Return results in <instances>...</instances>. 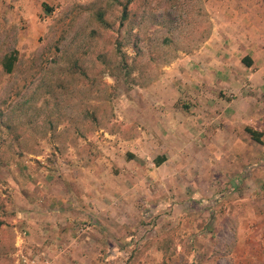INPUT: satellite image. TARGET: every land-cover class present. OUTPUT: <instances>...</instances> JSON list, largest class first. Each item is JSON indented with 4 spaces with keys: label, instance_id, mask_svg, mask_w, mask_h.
Listing matches in <instances>:
<instances>
[{
    "label": "rangeland",
    "instance_id": "obj_1",
    "mask_svg": "<svg viewBox=\"0 0 264 264\" xmlns=\"http://www.w3.org/2000/svg\"><path fill=\"white\" fill-rule=\"evenodd\" d=\"M213 8L209 0H0V264H233L244 231L264 263V192L234 181L237 190L226 193L219 181L186 196L178 187L150 189L155 184L140 172L153 169L151 155L135 160L132 143L121 141L134 139L147 105L194 106L186 79L202 70L195 56L212 34ZM12 53L6 74L1 63ZM208 145L190 146L184 162L200 182L232 171L215 157L228 146ZM247 148L246 165L264 177V137ZM88 167L121 174L139 217L125 210L132 217L125 228L90 256L37 255L32 249L69 241L31 238L22 215L27 195L52 209L62 187L79 191Z\"/></svg>",
    "mask_w": 264,
    "mask_h": 264
},
{
    "label": "crops",
    "instance_id": "obj_2",
    "mask_svg": "<svg viewBox=\"0 0 264 264\" xmlns=\"http://www.w3.org/2000/svg\"><path fill=\"white\" fill-rule=\"evenodd\" d=\"M14 1L18 5L25 2ZM209 1L214 7L212 34L204 42L200 55L195 56L198 68L202 70L196 71L195 77L186 79L190 84L186 86L187 99L194 106L147 105L140 110L141 122L134 139L121 141L127 145L132 143L133 150L127 149L135 160L141 161L151 155L153 169L140 172L155 184L149 185L150 189L162 186L168 193L172 187H178L186 196L191 191L201 192L198 187H204L203 184L207 186L211 181H219V187L224 188L225 193L236 191L235 186L241 183L240 190H254L258 194L264 192V177L257 176L256 164L246 165L250 159L247 147L254 141L245 128L259 132L264 128V0ZM206 144L209 147L205 151L218 149L221 145V150L225 151L228 146V153H222V156L219 153L215 157L224 162L226 170L231 168L232 171L227 170L214 178L206 174L200 182L197 175L185 172L184 162L190 146ZM208 156L212 159L211 153ZM159 159L163 162L155 164ZM85 171V181L77 184L79 191L62 187V195L55 198L57 204H52V209L47 205L32 204L34 195H27L22 215L33 232L31 238L36 241L54 238L65 244L69 241V247L58 250L32 249L37 255L51 258L56 257L55 254L90 256L97 251L96 246L107 248L101 240L108 239L113 230L125 228L126 220L132 218L124 214L125 210L139 217L138 207L125 197L128 192L121 186V174L90 167ZM187 185L197 189L190 190ZM126 199L128 205L120 206ZM181 202L179 205L183 207L186 201ZM202 209L207 214L210 208L202 205ZM49 215L56 220L53 224L46 220ZM236 237L243 247L241 254L234 256L233 260L237 262L233 264H253L254 261L259 264L256 260L259 252L251 248L254 235L244 231ZM262 242L264 244V240ZM261 255L264 259V251Z\"/></svg>",
    "mask_w": 264,
    "mask_h": 264
},
{
    "label": "trees",
    "instance_id": "obj_3",
    "mask_svg": "<svg viewBox=\"0 0 264 264\" xmlns=\"http://www.w3.org/2000/svg\"><path fill=\"white\" fill-rule=\"evenodd\" d=\"M16 62V56L15 53L6 55L3 60H2V68H3V72L6 74H10L13 71L14 68V64ZM245 132L249 135V137L256 143H260L262 137L264 136L263 132H259L256 130H253L252 128H245ZM163 160L159 159L155 162V164L159 165L160 163H162Z\"/></svg>",
    "mask_w": 264,
    "mask_h": 264
}]
</instances>
